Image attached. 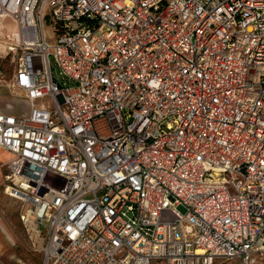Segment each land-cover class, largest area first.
Listing matches in <instances>:
<instances>
[{"label":"built area","instance_id":"2783aa9c","mask_svg":"<svg viewBox=\"0 0 264 264\" xmlns=\"http://www.w3.org/2000/svg\"><path fill=\"white\" fill-rule=\"evenodd\" d=\"M6 18L29 109L0 111L3 193L41 264H264V0H0Z\"/></svg>","mask_w":264,"mask_h":264},{"label":"crops","instance_id":"0c3cea01","mask_svg":"<svg viewBox=\"0 0 264 264\" xmlns=\"http://www.w3.org/2000/svg\"><path fill=\"white\" fill-rule=\"evenodd\" d=\"M13 77L14 72L10 83ZM5 94L6 89L0 85V99H4ZM3 102H7V105ZM3 102V105L0 104V111L8 114H25L29 109V101L22 96H9ZM12 157L11 152L0 147V264H25L23 253L27 246V239L19 219L20 203L17 199L8 197L2 191L5 183L3 175L6 173L7 163Z\"/></svg>","mask_w":264,"mask_h":264},{"label":"rangeland","instance_id":"374dc122","mask_svg":"<svg viewBox=\"0 0 264 264\" xmlns=\"http://www.w3.org/2000/svg\"><path fill=\"white\" fill-rule=\"evenodd\" d=\"M43 20H44V33L46 36V40L49 44H54L56 41V36L54 33L53 20H51V13L49 9L45 11ZM14 29H15V25L13 21L10 20V18H6L5 20L1 19L0 21V85H2L6 89V94H5L6 97L4 99L3 98L0 99L1 105H3L2 102L6 101L9 96H20L10 83V79L15 70L14 69L15 62L12 54L8 53L7 51V44L10 38L9 34ZM54 74L55 76L58 75L57 68H55ZM41 103H47V100L36 99L34 101V104L36 106H39ZM2 191H3V187H2ZM180 210H182V208H180ZM26 245L27 246L25 247V251L23 253L24 254L23 261H25V264H41L42 263L41 255L35 253L31 249L30 244H28V242ZM257 258H259V255H257ZM156 264H163V262L160 260L157 261ZM214 264H227V263L225 262L221 263V261L216 260Z\"/></svg>","mask_w":264,"mask_h":264},{"label":"bare ground","instance_id":"6f19581e","mask_svg":"<svg viewBox=\"0 0 264 264\" xmlns=\"http://www.w3.org/2000/svg\"><path fill=\"white\" fill-rule=\"evenodd\" d=\"M4 28V27H3ZM2 29V28H1ZM6 29V28H5ZM15 31V29L12 31V32H14ZM3 103H5L6 105H7V102H3Z\"/></svg>","mask_w":264,"mask_h":264},{"label":"trees","instance_id":"16d2710c","mask_svg":"<svg viewBox=\"0 0 264 264\" xmlns=\"http://www.w3.org/2000/svg\"><path fill=\"white\" fill-rule=\"evenodd\" d=\"M55 29V28H54Z\"/></svg>","mask_w":264,"mask_h":264}]
</instances>
